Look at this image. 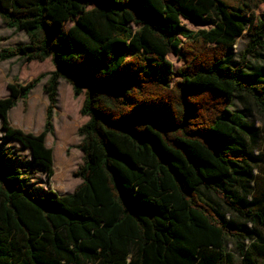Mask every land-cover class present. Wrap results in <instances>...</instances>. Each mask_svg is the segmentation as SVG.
Returning <instances> with one entry per match:
<instances>
[{"label":"trees","instance_id":"16d2710c","mask_svg":"<svg viewBox=\"0 0 264 264\" xmlns=\"http://www.w3.org/2000/svg\"><path fill=\"white\" fill-rule=\"evenodd\" d=\"M262 6L264 0H0L3 25L29 41L2 49L0 62L51 59L55 67L43 86L44 134L53 133L60 80L75 97L84 94L88 119L78 130L83 163L72 194H33L13 155L0 153V264H236L238 257L264 264V241L204 196L213 193L264 227V211L236 196L253 178L249 144L258 128L232 111L236 94L246 93L264 115V82L245 74L249 55L264 49V17L254 18ZM183 21L211 29L192 32ZM246 31L247 48L228 69ZM169 55L185 62L174 83ZM16 101H0L7 138L41 163L43 139L9 127L6 113Z\"/></svg>","mask_w":264,"mask_h":264},{"label":"rangeland","instance_id":"374dc122","mask_svg":"<svg viewBox=\"0 0 264 264\" xmlns=\"http://www.w3.org/2000/svg\"><path fill=\"white\" fill-rule=\"evenodd\" d=\"M264 17V7L255 12L254 18ZM183 25L192 32L209 30L208 27L193 25L183 21ZM72 26L67 23L66 31ZM0 51L6 48H14L19 45H27L28 38L23 32H15L6 28L0 19ZM249 42L247 31L240 37L233 47V56L226 64L232 69L239 63V55L246 50ZM168 61L172 65V83L180 80L177 71L185 65L182 55H169ZM249 66L245 74L251 80L264 82V49L249 55ZM55 70L51 59L44 62H25L14 58L0 62V101L5 102L16 96L15 106L8 110L6 118L9 127L24 135L34 138H42L46 151V160L38 163L31 149L15 138H7L8 130L5 128L4 119L0 116V153L5 151L12 154L18 166L22 167L23 173L28 178L30 191L35 194H55L66 196L72 194L81 184V180L74 177L80 165L83 163V153L77 148L81 142L78 130L87 122V118L81 115V108L85 96L82 94L75 97L71 85L63 80L59 82L58 102L52 117L53 133L44 134L46 123L48 98L43 90L44 84L49 79V74ZM42 80L30 90L25 99L21 98L22 89L27 88L34 80L42 77ZM232 111L241 113L249 123L258 128L255 141L249 144L252 152L253 178L250 182L239 186L236 190L238 200L251 205L254 210L264 211V115L258 111L253 99L246 93L236 94L232 104ZM11 152V153H10ZM5 164V163H4ZM34 188V189H33ZM205 199H209L210 205L220 209L227 219L239 228L249 229L254 237L264 241V227L254 226L237 213L229 210L223 205L213 193L206 192ZM229 250H234V243L230 242ZM238 257V256H237ZM236 264H242L239 257Z\"/></svg>","mask_w":264,"mask_h":264}]
</instances>
